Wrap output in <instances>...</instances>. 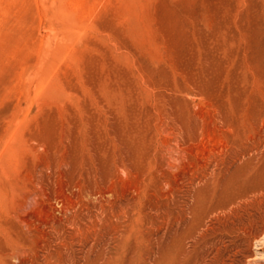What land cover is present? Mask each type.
<instances>
[{
	"label": "rangeland",
	"instance_id": "374dc122",
	"mask_svg": "<svg viewBox=\"0 0 264 264\" xmlns=\"http://www.w3.org/2000/svg\"><path fill=\"white\" fill-rule=\"evenodd\" d=\"M0 264H264V0H0Z\"/></svg>",
	"mask_w": 264,
	"mask_h": 264
},
{
	"label": "bare ground",
	"instance_id": "6f19581e",
	"mask_svg": "<svg viewBox=\"0 0 264 264\" xmlns=\"http://www.w3.org/2000/svg\"><path fill=\"white\" fill-rule=\"evenodd\" d=\"M187 221V220H186ZM187 224V223H186ZM180 233V232H179ZM176 234V233H175ZM176 236V235H175ZM176 238V237H175Z\"/></svg>",
	"mask_w": 264,
	"mask_h": 264
}]
</instances>
